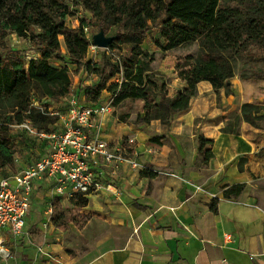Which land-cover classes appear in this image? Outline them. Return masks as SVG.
<instances>
[{
  "label": "crops",
  "instance_id": "0c3cea01",
  "mask_svg": "<svg viewBox=\"0 0 264 264\" xmlns=\"http://www.w3.org/2000/svg\"><path fill=\"white\" fill-rule=\"evenodd\" d=\"M231 84L227 93L200 82L190 107L159 127L164 139L150 141L154 134L103 117L102 138L135 137L131 149L151 170L108 167L110 189L89 194L81 207L35 184L23 232L5 233L10 256L0 255V264H264V129L243 122L237 133L223 131L244 103L264 105V80L234 77ZM73 95L89 103L80 88ZM200 135L212 141L206 163ZM28 138L37 160L46 150ZM236 184L245 186L226 197ZM57 203H71L81 222L53 221Z\"/></svg>",
  "mask_w": 264,
  "mask_h": 264
},
{
  "label": "trees",
  "instance_id": "16d2710c",
  "mask_svg": "<svg viewBox=\"0 0 264 264\" xmlns=\"http://www.w3.org/2000/svg\"><path fill=\"white\" fill-rule=\"evenodd\" d=\"M74 7L90 12L106 35L112 28L120 30L113 35L116 38L109 48L134 44L130 55L122 59V82L108 86V80L121 72L119 67L107 73L105 67L95 69L94 62L87 61L91 39L85 27L89 22L79 17V26H70L67 18L75 15ZM157 21L163 33L184 37L199 48L196 54L176 63L178 77L186 87L173 97L168 96L164 82L152 79L144 59L147 54L142 45ZM31 27L39 31L31 33ZM10 33L30 38L37 44L39 56L26 60L22 50L0 49V170L16 158L12 125L28 119L37 129L51 131L44 127L51 123L49 111L33 105L34 85H46L56 99L68 97L72 88L70 64L77 72L84 70L100 77L98 85L79 87L87 101L100 102L103 90L108 88L115 104L128 98L143 99L151 118L163 123L190 107L202 81L228 93L234 77L264 80V0H0V38ZM61 37L66 52L62 51ZM54 60L66 64L57 67L51 64ZM261 111L264 105L244 103L242 117L256 126ZM211 144V140L199 136L198 150L205 163L213 156ZM244 186L233 185L224 194H238ZM70 202L81 207L88 204V198L79 196Z\"/></svg>",
  "mask_w": 264,
  "mask_h": 264
},
{
  "label": "built area",
  "instance_id": "2783aa9c",
  "mask_svg": "<svg viewBox=\"0 0 264 264\" xmlns=\"http://www.w3.org/2000/svg\"><path fill=\"white\" fill-rule=\"evenodd\" d=\"M88 31L89 28L85 27L87 35ZM97 47L91 40L90 49ZM63 101L62 112H48L58 116L62 124L60 130H39L28 119L12 125L33 137L46 151L31 165L13 174L0 173V255L10 256L4 246L5 233L15 236L23 232L26 216L31 210L35 184L47 183L51 185L53 195L71 201L104 188L110 189L112 185L104 180L108 167L116 169L127 163L133 169L151 170L137 160L131 149L136 142L135 137L128 138L126 143L116 144L102 138L101 119L112 114L114 97L110 101L87 103L73 95ZM33 105L45 110L37 101ZM47 212H53L52 204ZM39 251L46 253L40 247Z\"/></svg>",
  "mask_w": 264,
  "mask_h": 264
},
{
  "label": "rangeland",
  "instance_id": "374dc122",
  "mask_svg": "<svg viewBox=\"0 0 264 264\" xmlns=\"http://www.w3.org/2000/svg\"><path fill=\"white\" fill-rule=\"evenodd\" d=\"M73 9L75 11V15L68 17L67 23L70 26H79L80 21L78 18H86L89 22L88 37L93 41L94 34L98 33L100 30L97 27L95 21L92 19V14L84 10L82 7H74ZM30 31L31 33L35 34L39 31V29L31 27ZM118 32H120V30L118 31V29L112 28L107 32V35H114ZM61 42L62 51H64L63 48L65 47V44L62 37ZM36 47L37 44L31 41L30 38L19 37L13 33L8 34L6 37L0 38V49L11 48L22 50L26 60L37 57ZM133 47V43H123L113 49L109 47H97L95 49H90L89 47L86 59L87 61L94 62L95 69H101L105 67L107 73H111L117 69V67H119L121 72L108 80V86H110L123 81L124 65L122 63V59L123 57L130 55ZM142 47L147 54L144 59L149 69V75L153 80L159 83H165L169 97L176 96L179 91L183 90V80L178 77L175 65L180 58L186 55L196 54L199 49L198 44L196 42L191 43L188 39L181 36L163 33L160 30L159 21H157L153 24V27L149 31ZM51 64L60 67L66 64V62L54 60L51 62ZM70 67L72 78V88L70 93L76 91V89L80 86L100 84V77L97 73H86L84 70L77 72V68H73L74 65L70 64ZM73 88L74 90H72ZM111 97H114V95L108 91V88H106L102 92L101 101H110ZM33 98L34 101H39V105L48 111L50 110L55 113L57 111L62 112V110H64L63 99H56L53 97L51 91L46 85H34ZM81 102H84L83 99H81ZM242 106L240 113L232 115L231 119L225 124L223 129L236 133L239 132V127L241 124L243 122H247L242 117ZM111 116L119 123L123 122L127 124H133L135 127L147 132L150 136L151 134H154L155 136H151L150 141L155 137H160V139L166 138V134L164 136H158L157 131H159V127L171 125V119L165 123L160 120L152 119L149 114V105L143 99L139 98H128L119 104H115L113 102ZM259 116L260 118L255 127L264 129V111H261ZM49 117L51 123L45 124V129L58 130L62 128V125L59 123L58 116L50 114ZM10 134L12 138V149L15 151L16 158L13 164L0 170L4 175L13 174L22 167L31 165L34 161H36L37 157V152L34 153L31 150L33 142L30 140V138H28V136L24 135L20 129L11 127ZM70 204L71 203H65L64 206L61 203H57L53 221H56V223H61L60 225L64 223V225L67 226L69 224V222H67L68 220H80L81 216L76 212L75 209H72Z\"/></svg>",
  "mask_w": 264,
  "mask_h": 264
},
{
  "label": "water",
  "instance_id": "95a60500",
  "mask_svg": "<svg viewBox=\"0 0 264 264\" xmlns=\"http://www.w3.org/2000/svg\"><path fill=\"white\" fill-rule=\"evenodd\" d=\"M115 36H109L106 35L103 30L99 31L98 33H95L93 36V44L102 47V48H108L110 44L115 39Z\"/></svg>",
  "mask_w": 264,
  "mask_h": 264
}]
</instances>
